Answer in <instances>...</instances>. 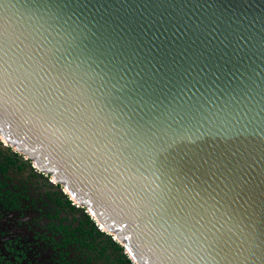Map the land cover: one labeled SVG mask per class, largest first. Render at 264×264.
Instances as JSON below:
<instances>
[{"label":"water","instance_id":"water-1","mask_svg":"<svg viewBox=\"0 0 264 264\" xmlns=\"http://www.w3.org/2000/svg\"><path fill=\"white\" fill-rule=\"evenodd\" d=\"M0 140L133 264H264V0H0Z\"/></svg>","mask_w":264,"mask_h":264},{"label":"flooded vegetation","instance_id":"flooded-vegetation-1","mask_svg":"<svg viewBox=\"0 0 264 264\" xmlns=\"http://www.w3.org/2000/svg\"><path fill=\"white\" fill-rule=\"evenodd\" d=\"M13 174L21 175L15 186L9 184ZM31 186L39 189L40 201L28 196ZM61 194L48 176L0 140V264H133L84 209L58 199ZM28 211L44 214L46 233Z\"/></svg>","mask_w":264,"mask_h":264},{"label":"rangeland","instance_id":"rangeland-1","mask_svg":"<svg viewBox=\"0 0 264 264\" xmlns=\"http://www.w3.org/2000/svg\"><path fill=\"white\" fill-rule=\"evenodd\" d=\"M20 177H21V175L19 174V175H16V174H13V175H11L10 176V185L11 186H15L16 184H17V181L20 179ZM28 196L30 197V199L31 200H36V199H38L39 201L41 200V199H39L40 197H37V193H39V189H35L34 187H30V188H28ZM38 196H40V195H38ZM37 205H38V207H39V209H40V211L41 212H44V205H43V203H39V202H37ZM26 215H31L32 217L34 216H36L37 218V222H38V224H39V226H40V228H41V232L42 233H46V231H45V229H44V224H45V219H44V214H39V215H36L34 212H31L30 213V211H28L27 212V214ZM38 231V230H37Z\"/></svg>","mask_w":264,"mask_h":264},{"label":"trees","instance_id":"trees-1","mask_svg":"<svg viewBox=\"0 0 264 264\" xmlns=\"http://www.w3.org/2000/svg\"><path fill=\"white\" fill-rule=\"evenodd\" d=\"M9 148V147H8ZM10 149V148H9ZM11 150V149H10ZM12 151V150H11ZM13 152V151H12ZM14 153V152H13ZM16 154V153H15ZM30 163V162H29ZM31 164V163H30ZM32 165V164H31ZM49 178V177H48ZM58 186V185H57ZM59 187V186H58ZM59 190L61 191V195L60 196H57L58 197V199L60 198V200H65L70 206H74L75 205V203L73 202V200H71L68 196H67V194H65L60 188H59ZM60 194V192H56V195H59ZM81 208V207H80ZM83 209V208H82ZM88 215V214H87ZM87 217H89V215L87 216ZM89 219V218H88ZM89 221H91L92 222V224H93V222H94V220L92 219V218H90L89 219ZM95 223V222H94ZM98 227V226H97Z\"/></svg>","mask_w":264,"mask_h":264}]
</instances>
